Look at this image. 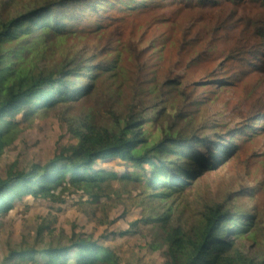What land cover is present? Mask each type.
<instances>
[{
  "label": "trees",
  "instance_id": "obj_1",
  "mask_svg": "<svg viewBox=\"0 0 264 264\" xmlns=\"http://www.w3.org/2000/svg\"><path fill=\"white\" fill-rule=\"evenodd\" d=\"M11 1L0 2V123L20 124V111L62 115L68 102L91 108L77 145L31 170L9 166L0 216L28 195L57 201L81 187L99 204L122 186L141 196L132 199L142 211L132 233L155 234L150 247L168 246V264H264V152L256 146L264 136V0H34L16 15ZM79 39L55 60L59 41ZM218 86L250 99L235 127L198 124ZM2 129L0 161L12 140ZM114 160L122 170L106 164ZM228 160L239 180L215 188L213 171ZM247 199L253 208L242 202L233 211ZM50 229L38 236L53 238ZM22 262L122 264L94 235L76 232L42 250H14L2 264Z\"/></svg>",
  "mask_w": 264,
  "mask_h": 264
},
{
  "label": "rangeland",
  "instance_id": "obj_2",
  "mask_svg": "<svg viewBox=\"0 0 264 264\" xmlns=\"http://www.w3.org/2000/svg\"><path fill=\"white\" fill-rule=\"evenodd\" d=\"M32 2L34 0H12L11 15H16ZM79 45H82L80 39L79 43L76 40L59 41L56 45L58 52L55 60H59L62 52L65 53L69 48L75 50ZM51 62L52 59L48 57L38 64L40 67H45ZM217 91L218 95L209 106L205 105L208 112L203 111L198 124L201 126L207 121L212 125L224 126L229 123L231 127H235L240 122L243 110L250 99L246 98L243 91L240 90V93L235 88L218 86ZM207 96L208 93L205 99ZM75 103H66L65 110H61L62 115L61 108L56 109V107L33 111L26 118L23 117L24 112L20 111L16 117L20 124L10 117H6L5 121L0 123L6 137L12 139L0 161V179L6 178L11 164L17 163L19 170H31L36 164H49L61 154L64 147L77 145L80 142L77 130H86L84 122L91 107ZM256 146L264 152V136ZM109 163L119 170L123 169L120 161H106V164ZM103 164L99 163V166ZM236 166V162L228 160L226 164L212 170L217 180L209 176L208 178L215 182V188L221 186L224 180L236 182L239 180L236 175L238 172L234 169ZM263 176L262 172L260 178ZM244 178L247 186L258 185L251 176ZM63 182L64 185L69 184L67 180ZM116 187L115 196L99 204L92 203L81 187L71 188L72 192L59 195L57 201L50 196L36 200L30 195L24 197L22 201H16L15 208L11 209L7 215L0 216V264L4 263L7 256L14 250L36 248L42 250L61 234L69 235L72 232L94 235L100 244L114 249L121 258L122 264H168V246L155 252L150 247L156 241L155 234L146 237L139 233H132L131 223L142 218L141 208H138L132 199L136 203L139 202L140 194L134 191L126 194L127 190L124 187ZM74 189H76L75 192H73ZM242 202L251 208L255 206V202L251 199L237 200L235 205H232L233 211H237V206ZM43 226L51 228L47 233L55 231L53 238L38 236ZM246 244L252 247L250 241L246 240Z\"/></svg>",
  "mask_w": 264,
  "mask_h": 264
}]
</instances>
